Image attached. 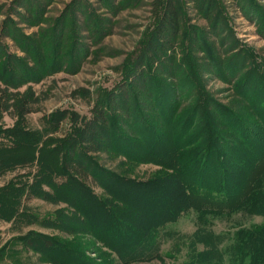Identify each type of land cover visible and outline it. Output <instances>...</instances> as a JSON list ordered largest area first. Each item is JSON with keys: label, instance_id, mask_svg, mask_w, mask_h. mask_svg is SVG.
Masks as SVG:
<instances>
[{"label": "rangeland", "instance_id": "obj_1", "mask_svg": "<svg viewBox=\"0 0 264 264\" xmlns=\"http://www.w3.org/2000/svg\"><path fill=\"white\" fill-rule=\"evenodd\" d=\"M173 1L180 13V30L176 37L162 33L163 41L172 45L163 50L156 37L158 19L153 0H0V143L17 140L23 130L25 134L37 133L39 140H65L68 146L77 137L70 153L77 167L85 169V157H90L103 169L143 182V186H131L143 197L151 191L167 199L168 188L172 196L181 195L177 184L171 188L169 172L158 164L136 159L131 151L123 154L122 144L117 142L114 149L108 139L109 134L123 132L134 145L133 140L142 143L148 133L109 125L108 133L92 124L96 114L104 113L105 101L114 102L106 109L107 118L112 114L108 123L116 122L117 126L127 122L130 112L132 123L136 110L142 108L144 120L154 124L160 134L169 138L179 135L181 148L193 149L197 165L205 155L201 140H210V134L220 140L211 151L213 156H230L231 148L237 145L245 148L239 130L246 128L256 136L264 131V0H210L208 8L217 6L219 11L208 19L203 17L206 10L199 13L192 0ZM163 84L168 100L160 94ZM257 90L258 96H253ZM57 124V134L49 133ZM92 127L107 139L92 136ZM88 141L96 152L82 156ZM53 147L51 143L49 148ZM62 148L57 149L66 153ZM59 157L62 160L63 155ZM0 158H5L1 152ZM36 164L34 169H38ZM25 172L0 175V188L10 181L34 182L35 176L26 177ZM86 183L97 197L112 203L120 222V216L127 214L138 219L135 224L127 222L133 241L121 249L120 257L102 247L85 217L63 203L50 204L37 197L26 200V204L40 222L26 226L25 221L11 216L0 217V264L189 262V238L195 230L192 212L165 226L159 259L129 263L124 254L133 246L142 247L150 225L141 224L150 223V219L139 216L136 211H142L133 205L134 200L131 202L133 196L119 192L120 185H105L91 176ZM38 185L53 196L47 186ZM261 220L236 214L215 219L211 230L225 233L233 230L235 223L249 226ZM30 232L52 240L56 248L46 249L40 240L35 242L37 250L26 248L25 241L18 238ZM226 244L223 242L222 247ZM65 248L71 253L64 252ZM193 250L200 252L202 246L196 244ZM221 264H228L226 256Z\"/></svg>", "mask_w": 264, "mask_h": 264}, {"label": "trees", "instance_id": "obj_2", "mask_svg": "<svg viewBox=\"0 0 264 264\" xmlns=\"http://www.w3.org/2000/svg\"><path fill=\"white\" fill-rule=\"evenodd\" d=\"M192 2L198 6L199 13L206 10L207 15L203 16L205 19L213 17L219 11L217 6L208 8L209 3H211L210 0H192ZM152 6L158 19L156 37L162 43L163 50L164 48L171 49V41H163L162 33L169 32L172 37L178 35L181 21L180 13L173 0H153ZM141 74L142 72H140ZM153 77L152 74L150 78ZM181 83H184V80ZM170 86L171 88L174 87L172 84ZM160 91V94L166 96L165 99L168 100L165 84L160 87ZM254 94L253 96H258V90ZM261 99L264 100V97ZM105 102L104 113L96 114L92 124L94 126L99 125L106 131L109 125V128H124L132 131L135 129L139 132H147L148 134L144 136L146 139L142 140V143L133 140L134 145L129 143L131 137L123 132L115 133V135L109 134L108 139L114 149L118 145L117 142H120L123 146L120 152L123 154L131 151L135 153L136 159L158 164L167 170L169 172L167 174L168 180H171L169 182L171 188L174 189L178 185L181 195L172 196L168 188L170 195L168 199L162 193L151 191L143 197L142 193L138 194L131 189L134 184L137 186L145 185L143 182H133L103 169L90 157H85V169L77 167L70 156L74 144L78 142L77 137H74L71 140L72 144L68 146L65 140H50L49 138L48 140H39L37 133L28 132L25 134L23 130L22 132L19 131L17 140L0 143V152L5 156L3 159L0 158V175L27 170L28 172L23 173V175L26 177L35 176L34 182L25 181L23 183L20 181L16 184L10 181L0 188V217L9 218L11 216L15 220L25 221L26 226H31L40 222V218L31 211L26 200L40 197V199L49 200L48 203L50 204L58 201L77 214L79 213L81 218L84 219L85 217L89 221L91 233L102 247L120 257L121 249L127 248L128 243L133 241L131 234L129 235L132 231L127 222L132 221L135 224L138 219L127 214L120 216L123 218V220L120 218L122 220L120 222L118 220L119 212L112 210V203L97 197L86 185L88 177L91 176L105 185L109 182L120 185L119 192L122 191V194L125 192V196L128 194L133 196L130 198L132 199L131 202L133 203L134 200L133 205L138 206V209L142 211L141 214L136 211L139 216H147L146 218L151 221L147 224H141L142 227L150 225L148 228L146 227V240H143L142 247H136V249L133 246L126 253L124 252L127 262H147L159 259L162 254L161 233L165 226L175 223L181 215L192 212L195 216V230L189 238L191 253L187 264H221L224 256H226L228 264H264V140H257V137L264 139V131L260 130L256 136L254 132L251 134L246 128L239 130L242 131L240 141L245 148L237 145L235 149L231 148L233 151L227 157L218 154L213 156L211 151L214 147H218L220 140L219 138L217 140V136L213 138L210 134V140H201L202 152L205 155L202 163L199 162L200 165H197L198 160L193 155V149H182L180 145L182 141L179 135L169 138L166 137L169 136L167 134L166 136L160 134V130L155 128L154 124L144 120V115L141 114L142 108L136 110L132 123L129 121L132 117V112H130L131 116L128 121L116 126V122H107L112 114H109L108 118L105 115L106 109L112 107L114 102L111 99ZM200 104L197 103L198 107H201ZM116 111H120V109H116ZM228 116L230 115L228 114ZM262 116L264 120V113ZM93 127L90 133L95 137L99 131ZM52 129L49 133L57 134L59 131L58 124ZM83 136H86L85 132ZM98 137L103 140L104 138L107 139V136L101 134ZM101 138L98 142L102 141ZM51 143L55 144V147L49 148ZM87 143L89 144V141ZM57 148L66 149L67 152L64 153L63 150L59 151ZM86 152H96L95 149H91V143L82 156ZM59 154L63 155L62 160H60ZM35 164L38 169H34ZM218 173H221L220 177ZM16 176L18 177L19 174ZM39 183L51 189L53 196H48V193L38 185ZM37 186L39 188H36ZM25 187L28 188V191L22 193L21 189ZM33 188L35 189L33 190ZM124 199L129 198L124 197ZM236 214L258 216L262 220L249 226H240L235 223L233 230L225 233L217 234L211 230L212 221L215 219H228ZM26 235L18 238V241H25L26 248L37 250L35 242L38 240L43 242L46 249L56 248L53 246L52 240H48L37 232H30ZM223 242L227 244L222 247ZM196 244L202 246L200 252L193 250ZM63 251L68 254L71 253L67 248ZM164 255L168 254L165 253Z\"/></svg>", "mask_w": 264, "mask_h": 264}]
</instances>
